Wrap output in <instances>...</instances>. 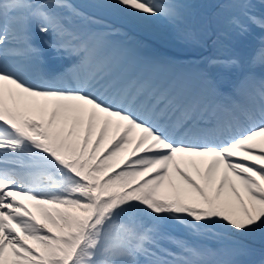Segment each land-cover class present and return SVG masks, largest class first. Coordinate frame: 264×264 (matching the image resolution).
<instances>
[{
	"label": "snow or ice",
	"instance_id": "1",
	"mask_svg": "<svg viewBox=\"0 0 264 264\" xmlns=\"http://www.w3.org/2000/svg\"><path fill=\"white\" fill-rule=\"evenodd\" d=\"M97 6L134 21L180 18L169 0ZM240 7V34L264 27ZM78 18L70 0H0V264H236L168 229L264 234V77L191 98L177 83L126 79ZM33 24L64 62L39 84ZM250 63L264 67V45Z\"/></svg>",
	"mask_w": 264,
	"mask_h": 264
},
{
	"label": "rangeland",
	"instance_id": "2",
	"mask_svg": "<svg viewBox=\"0 0 264 264\" xmlns=\"http://www.w3.org/2000/svg\"><path fill=\"white\" fill-rule=\"evenodd\" d=\"M75 1L85 6L88 12L102 18L98 20L95 16H91L90 19H87L94 26L100 25L102 22L116 20L122 25H130L129 29L142 32L148 37V40H157L164 47L169 45L178 52L187 53L191 51L200 55L212 52L215 60H231L230 58L233 56L234 59L239 61V67L213 65L214 70L221 75L224 83L231 82L232 77L238 74L241 65L250 63L253 54L258 52L256 51L258 50V44L262 41L260 37L264 34V27L259 26V24L248 23V30L243 34H240L233 24L235 18L244 19V9L240 7L244 3L252 5L247 10L250 15L255 16L258 20H264V0H169L180 5L178 9L180 13L179 20L176 23H170L163 18L161 23L151 20L150 27H142L139 21L131 20L108 9L98 7L97 5L103 3V0ZM210 14L211 16H209ZM196 15L195 23L193 18ZM83 19L78 18L79 21ZM148 40L145 41V44L143 42L138 43V41H134V43L144 45L151 50ZM173 58L171 55L168 56V59L175 63ZM261 67L259 64L254 66L256 70ZM101 151H103V146ZM119 158L118 165H122L127 158V154L116 159ZM168 231L176 239L185 240L209 249V246H221L222 250L218 254L222 257V260L235 261L236 264H264V247H259L257 242L253 241V238L249 239L248 242L230 236L217 238V236L211 234L213 233L212 229L197 238L182 226L175 224ZM174 232L177 233L176 236Z\"/></svg>",
	"mask_w": 264,
	"mask_h": 264
},
{
	"label": "bare ground",
	"instance_id": "3",
	"mask_svg": "<svg viewBox=\"0 0 264 264\" xmlns=\"http://www.w3.org/2000/svg\"><path fill=\"white\" fill-rule=\"evenodd\" d=\"M161 2H164V0H161ZM169 2L175 3L173 1H169ZM77 9H79V8H77ZM83 10H86L85 7H83L82 11ZM151 20H155L158 23H161L163 21L162 18H153ZM151 20L150 21H139V23L141 24L142 27H144V26L148 27L149 25H151ZM102 37H103L105 54L109 55L115 59V61L119 65L120 72L122 73V75L126 79L148 80V81H152V82L158 84L159 80L165 81L168 78V75L170 73H172L175 69H177V66H176L177 64L172 63L171 60H166V62L164 64L165 67H163V68H161L160 66H157V65L156 66L150 65V69H151V72L149 75L150 78L148 77L146 72H145V75H142V77L140 78V75L142 74V70L144 68L143 65H144V62L147 58V55L151 56V54L153 55V53H154L151 51L152 47H151V50H149L146 46H145L146 48H144V46H141V45L138 46L135 44L134 47H131L130 48L131 50H129V51L128 50L123 51V50H121V48L119 49V51H115V50H113L114 49L113 48L112 49L113 51L110 52L109 51L110 49H108V47L106 46L105 37L104 36H102ZM261 40L262 41L259 43L260 47L262 45H264V34L261 37ZM156 46H154V47H156ZM126 51H128L129 54L128 53L124 54V52H126ZM175 56H177V55L174 54L172 57H175ZM152 57L153 56H151L150 59ZM248 64H250V66L247 68L252 69V64L251 63H248ZM186 69H188V67H186ZM197 71H198V68H193L192 70H188L185 72L186 77L182 78V76H180L178 78V81H177V84H180L183 86H184V84H186V85L190 84L189 87L184 86L185 90H186V94L188 95L189 98L196 96V95H208V94H210V91L203 90L202 93L201 92L199 93V91L195 89L194 82L192 81L191 76L192 75L196 76ZM257 72H258L257 74L263 75V77H264V67L259 68L257 70ZM259 75H256L255 77L259 78ZM40 78H41L40 70L34 71L31 75V82L33 84H39ZM160 85H163V82H161ZM189 171H190V174L193 175L194 178L198 179V177L196 176L195 170L190 169ZM176 179H177V182L179 183L180 182L179 178H176ZM33 211H35V210L33 209ZM37 216H38V218H40L38 213H37ZM174 235L176 236L177 233L174 232ZM214 247L217 248L218 253L221 252V250H222L221 246L214 245ZM210 249H211V246H210ZM213 258L218 259V260H222V257L219 254H218L217 258L216 257H213Z\"/></svg>",
	"mask_w": 264,
	"mask_h": 264
},
{
	"label": "trees",
	"instance_id": "4",
	"mask_svg": "<svg viewBox=\"0 0 264 264\" xmlns=\"http://www.w3.org/2000/svg\"><path fill=\"white\" fill-rule=\"evenodd\" d=\"M119 159H117V163H118ZM247 239H251L253 238V241L257 242V245H259V247H264V234H256L253 236H244Z\"/></svg>",
	"mask_w": 264,
	"mask_h": 264
}]
</instances>
